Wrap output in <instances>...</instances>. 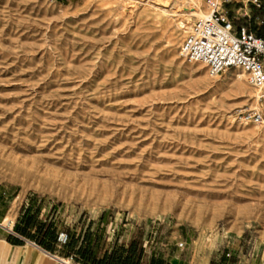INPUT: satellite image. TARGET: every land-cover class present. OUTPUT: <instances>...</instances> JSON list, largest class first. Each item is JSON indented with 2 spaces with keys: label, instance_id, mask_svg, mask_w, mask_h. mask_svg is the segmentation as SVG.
Returning <instances> with one entry per match:
<instances>
[{
  "label": "rangeland",
  "instance_id": "1",
  "mask_svg": "<svg viewBox=\"0 0 264 264\" xmlns=\"http://www.w3.org/2000/svg\"><path fill=\"white\" fill-rule=\"evenodd\" d=\"M194 10L206 0H0L5 224L30 210L107 248L142 231L148 255L264 264V98L181 55Z\"/></svg>",
  "mask_w": 264,
  "mask_h": 264
},
{
  "label": "built area",
  "instance_id": "2",
  "mask_svg": "<svg viewBox=\"0 0 264 264\" xmlns=\"http://www.w3.org/2000/svg\"><path fill=\"white\" fill-rule=\"evenodd\" d=\"M230 0H206L208 14L199 18L184 37L180 53L191 62L204 64L216 76L230 69L240 70L248 83L264 98V35L255 33L247 22L235 25L224 3ZM257 8L261 0H248ZM248 119L262 121V114L249 112ZM68 235L60 232L58 241ZM180 247L183 243L179 244Z\"/></svg>",
  "mask_w": 264,
  "mask_h": 264
},
{
  "label": "crops",
  "instance_id": "3",
  "mask_svg": "<svg viewBox=\"0 0 264 264\" xmlns=\"http://www.w3.org/2000/svg\"><path fill=\"white\" fill-rule=\"evenodd\" d=\"M234 2H242L243 6L237 8V4H235L234 7H230V11H233V9L236 13L244 11V22L249 23L255 33L260 31L261 35H264V15L258 13L259 9L264 6V0H261L262 5L259 8L252 2L248 3V0L229 1V3ZM248 11L252 12V17L249 16L248 18ZM229 15L232 18L230 13ZM9 216L8 211L0 214V264H80L76 263L71 257L63 256L59 250V245L49 251L33 239L18 234L15 231V225L18 222L19 215L17 214L8 224H5L4 221ZM132 236L125 239V241H129ZM144 247V264H255L242 262L237 256L228 255L223 251L207 252L204 250L202 252L190 247L175 248L170 246L166 248V255L160 252L148 255L145 243Z\"/></svg>",
  "mask_w": 264,
  "mask_h": 264
},
{
  "label": "trees",
  "instance_id": "4",
  "mask_svg": "<svg viewBox=\"0 0 264 264\" xmlns=\"http://www.w3.org/2000/svg\"><path fill=\"white\" fill-rule=\"evenodd\" d=\"M258 13L264 15V6L259 9ZM257 33L261 35L260 31ZM15 231L23 237L33 239L49 251L59 245L61 254L71 257L76 263L144 264L145 247L142 231L133 234L129 241L118 242L119 240H116L111 248L100 244L103 236H96L90 228L80 236L66 232L68 239L66 243L61 244L58 241L59 233L51 227V224L39 220L38 214H32L30 210L22 211L15 225Z\"/></svg>",
  "mask_w": 264,
  "mask_h": 264
},
{
  "label": "bare ground",
  "instance_id": "5",
  "mask_svg": "<svg viewBox=\"0 0 264 264\" xmlns=\"http://www.w3.org/2000/svg\"><path fill=\"white\" fill-rule=\"evenodd\" d=\"M194 1H195V0H192V2H194ZM193 15H197L198 17H199V16L204 17V16H206L207 14H204L203 11H200V12H199V11H197V10H194V11H193ZM183 22H184V21H183ZM241 76H243L242 73H240L239 78H240Z\"/></svg>",
  "mask_w": 264,
  "mask_h": 264
}]
</instances>
